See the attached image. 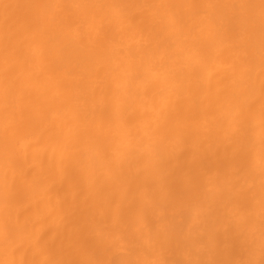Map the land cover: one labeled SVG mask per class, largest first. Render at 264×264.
<instances>
[{"label": "bare ground", "instance_id": "obj_1", "mask_svg": "<svg viewBox=\"0 0 264 264\" xmlns=\"http://www.w3.org/2000/svg\"><path fill=\"white\" fill-rule=\"evenodd\" d=\"M0 264H264V0H0Z\"/></svg>", "mask_w": 264, "mask_h": 264}]
</instances>
